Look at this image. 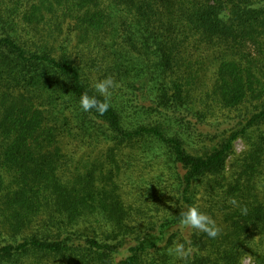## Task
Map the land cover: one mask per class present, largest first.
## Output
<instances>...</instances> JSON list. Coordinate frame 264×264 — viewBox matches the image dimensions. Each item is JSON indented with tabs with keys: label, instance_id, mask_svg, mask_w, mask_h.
<instances>
[{
	"label": "trees",
	"instance_id": "16d2710c",
	"mask_svg": "<svg viewBox=\"0 0 264 264\" xmlns=\"http://www.w3.org/2000/svg\"><path fill=\"white\" fill-rule=\"evenodd\" d=\"M106 77L108 111H82ZM190 205L216 238L180 225ZM247 260L264 264V0H0V264Z\"/></svg>",
	"mask_w": 264,
	"mask_h": 264
},
{
	"label": "clouds",
	"instance_id": "9594fccd",
	"mask_svg": "<svg viewBox=\"0 0 264 264\" xmlns=\"http://www.w3.org/2000/svg\"><path fill=\"white\" fill-rule=\"evenodd\" d=\"M115 86L111 77L94 80L91 88L95 94L89 95L87 92L79 97V106L82 111L88 113L95 110L96 113L103 115L110 107L111 89ZM97 94L103 99H98ZM230 203L236 204L235 200ZM246 213V209H242ZM179 223L183 227H187L194 232L204 233L209 238H216L220 232L216 222L197 205H190L181 209L179 214ZM190 249L185 248L184 243L174 241L169 249L170 254L174 255L178 260H185L190 253Z\"/></svg>",
	"mask_w": 264,
	"mask_h": 264
},
{
	"label": "rangeland",
	"instance_id": "374dc122",
	"mask_svg": "<svg viewBox=\"0 0 264 264\" xmlns=\"http://www.w3.org/2000/svg\"><path fill=\"white\" fill-rule=\"evenodd\" d=\"M236 150L238 154L243 153L246 150L245 144L242 141H238L236 143ZM245 264H252V263L249 260H247Z\"/></svg>",
	"mask_w": 264,
	"mask_h": 264
}]
</instances>
